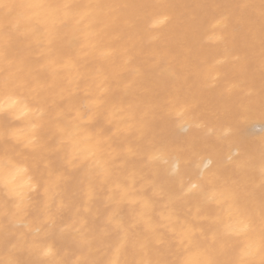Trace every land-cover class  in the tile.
Returning <instances> with one entry per match:
<instances>
[{
    "label": "bare ground",
    "instance_id": "1",
    "mask_svg": "<svg viewBox=\"0 0 264 264\" xmlns=\"http://www.w3.org/2000/svg\"><path fill=\"white\" fill-rule=\"evenodd\" d=\"M5 3L0 93L41 115L0 114V156L49 167L22 213L0 190V264H39L46 246L56 264H101L124 235L113 212L127 233L121 264L236 259L245 237L230 226L264 225V0ZM40 3L57 7H27ZM90 96L102 99L81 122ZM32 124L35 152L11 135ZM76 124L98 150L69 163Z\"/></svg>",
    "mask_w": 264,
    "mask_h": 264
},
{
    "label": "snow or ice",
    "instance_id": "2",
    "mask_svg": "<svg viewBox=\"0 0 264 264\" xmlns=\"http://www.w3.org/2000/svg\"><path fill=\"white\" fill-rule=\"evenodd\" d=\"M6 7H8V5L5 3V0H0V8ZM27 7L54 10L57 6L40 3L28 5ZM63 7H68V5H64ZM28 19H31V17ZM87 99L89 103L85 107L83 116L79 113H77L76 116V119L81 122L84 120V117L91 119L94 108L100 103L102 97L90 96ZM30 112L36 116L37 120L39 119L41 115L39 107H36L35 109L30 108L27 102H24L20 96L14 94L7 88H5L3 93H0V114L16 115L18 113L19 116H26ZM37 127V124H32V135L28 137L24 136L22 130L13 132L11 135L18 140H23L25 145L32 148L33 152H35L36 146L38 145V140L35 135ZM85 128L86 126H82V124H76L73 125L71 130L66 134V143L71 148L68 159L69 163L79 159H92L97 155L98 146L93 145ZM95 164L102 173L106 174L108 172V169L99 160H96ZM48 167V163L43 159L27 161L14 158L7 153L0 156V190H3L6 195L12 198V205L17 213H22L27 207H29L31 203L29 194L37 191V185L40 184V178L35 173L41 169L47 171ZM58 187L59 183L55 180L45 187L47 200L41 209L43 221L45 222H52L53 220L49 201H54L59 195L57 191ZM191 187L196 188L197 186L193 184ZM89 198H91V192H89ZM144 207L147 208L148 205L145 203ZM109 222L114 224L120 232L124 233V235L120 237L115 245H113L110 257L107 260L102 261L101 264H121V250L125 247L127 233L119 223L117 212H113L112 216L109 217ZM230 230L232 231V234L236 236L245 237V240L238 251L237 258L231 261L230 264H255V257L257 256L261 257L260 264H264V225H261L260 230L257 233L256 227L251 219H240L238 221V226L234 229H231L230 226ZM35 231L39 232L40 228L37 227ZM39 251L42 257L48 258L41 260L39 264H56V254L51 246L43 247ZM85 264H87V262H85ZM178 264H201V262L195 259L194 256H188L178 262ZM204 264H218V262L215 260H208L204 262Z\"/></svg>",
    "mask_w": 264,
    "mask_h": 264
},
{
    "label": "rangeland",
    "instance_id": "3",
    "mask_svg": "<svg viewBox=\"0 0 264 264\" xmlns=\"http://www.w3.org/2000/svg\"><path fill=\"white\" fill-rule=\"evenodd\" d=\"M260 126H261V125H258V126H257V124L254 125V126H253V127H255V128H254V131H255V132H256V131L261 132L263 128L260 127Z\"/></svg>",
    "mask_w": 264,
    "mask_h": 264
}]
</instances>
